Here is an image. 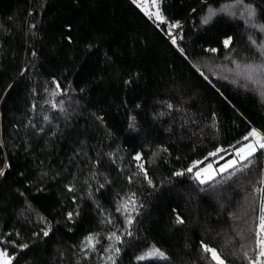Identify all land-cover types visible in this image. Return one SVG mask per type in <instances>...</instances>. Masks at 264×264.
Instances as JSON below:
<instances>
[{"label":"trees","instance_id":"obj_1","mask_svg":"<svg viewBox=\"0 0 264 264\" xmlns=\"http://www.w3.org/2000/svg\"><path fill=\"white\" fill-rule=\"evenodd\" d=\"M231 1L159 0L161 22L138 0H0V246L12 264H215L202 242L249 264L264 152L235 174L195 176L264 131V87L234 63L261 61L264 32L244 10H217ZM243 3L264 24V0Z\"/></svg>","mask_w":264,"mask_h":264},{"label":"snow or ice","instance_id":"obj_2","mask_svg":"<svg viewBox=\"0 0 264 264\" xmlns=\"http://www.w3.org/2000/svg\"><path fill=\"white\" fill-rule=\"evenodd\" d=\"M159 0H152V4L154 6H157V10L154 13H150L151 15H154L155 18L161 22H165V17L162 15V13L159 10L158 7ZM206 3V0H205ZM237 5H243L244 7V13H242V16L246 14V23L250 24L253 27L258 28L261 32H264V24H255V17L256 12L252 5L250 4H244L243 0H236L235 4H225L222 5L221 8L218 10L219 12H230V9L236 7ZM217 14V10L209 8L208 9V15L205 17H202L201 22L203 24H208L211 19ZM233 14L234 13H230ZM180 24L179 22L172 23L170 25V29L172 28H179ZM172 43L176 44L177 40L176 37L173 36ZM253 45L256 44L255 41H252ZM223 44L226 48L231 47V38H227L223 41ZM257 50L261 56V61L259 63H245L240 64L238 62L236 63V70L235 75L237 77H242L244 80L257 83V84H264V43L257 45ZM210 52H217V49L212 48L209 49ZM225 79L227 77H224ZM236 81L233 80V83ZM60 85L56 84V89H59ZM60 93L56 90L52 92V95H59ZM61 104L63 101L60 102ZM57 105L55 103H52V107L55 108ZM169 107H172L171 105H168ZM35 107V105L33 106ZM242 140L246 143L240 144V146L235 148V156L228 161L227 164L223 165L219 171L220 172H226L229 169H233V174H235L236 171H243L244 168L248 167V164L251 163V159L258 153V152H264V131L258 130L257 128L253 127L250 131H248L247 135L242 137ZM2 146V145H0ZM166 151V149H165ZM223 151V149H217L216 152L209 153L210 156H215L218 152ZM136 160H141L140 154H137ZM200 161L193 162L192 166L187 168V172H192L193 168H195L198 164H200ZM239 166V167H238ZM140 168L142 171H144L143 164L140 165ZM215 170L212 169V165L209 164L206 169H201L195 173V176L197 179L200 180V183H205L206 180H211L213 178L212 173ZM206 173V175H205ZM183 173H176V175H182ZM0 175H3V170L0 169ZM145 178H147V172L144 171ZM203 177V178H202ZM148 183L151 184L152 181L149 179ZM261 187L257 188L256 191L261 193L260 201V215L258 217V224L256 225L255 230V256H249L247 252H244V257L248 260L249 264H264V179L261 180ZM71 190V189H69ZM135 194H132L131 197L128 198L127 201H125L121 208H123L125 211L128 210L129 206H132V211H135V204L136 201L134 199ZM118 211L120 209H117ZM69 219L72 217V213H68ZM177 223H183V219L179 216L176 218ZM128 223L131 224L132 220L131 218L128 219ZM45 236L48 235V231H44L43 233ZM128 235H131L129 232ZM115 238L116 240H120V237L117 236L115 233L112 234V236L109 237V239ZM87 244L86 247L91 248L92 250H95V243H98L96 241L94 243L95 237L94 236H87L86 238ZM11 243H15L14 241ZM20 247L27 248L28 245L24 244ZM202 248L205 253L211 254V259L215 261V264H226L225 259L222 257L221 253L217 251L214 247H209L208 244H204L202 242ZM116 253L119 252V249H115ZM147 255H154L159 257H164V253L160 251V249L153 247L150 252ZM14 257L10 256L6 249H0V264H12ZM109 261L112 262V264H115V260L112 256H109L107 258ZM139 260L145 259V256L137 257Z\"/></svg>","mask_w":264,"mask_h":264},{"label":"rangeland","instance_id":"obj_3","mask_svg":"<svg viewBox=\"0 0 264 264\" xmlns=\"http://www.w3.org/2000/svg\"><path fill=\"white\" fill-rule=\"evenodd\" d=\"M139 1V3L140 4H142L143 6H144V8L146 9V11L147 12H149V13H154L156 10H157V6H154L153 4H152V0H138ZM236 3V0H233V1H231V2H229V3H226V4H235ZM244 4H246V3H244ZM222 5H225V4H222ZM222 5H220V7H218L217 8V10H219L220 8H221V6ZM158 7H159V3H158ZM159 10H160V7H159ZM244 10V7H243V5H237L236 7H234V8H232V9H230V12L229 13H234L235 14V12L236 11H238L239 12V14H240V12L241 11H243ZM160 12H161V10H160ZM162 13V12H161ZM163 15V14H162ZM173 23H175V22H173ZM170 25H171V23H170ZM250 25V24H249ZM176 28H172V30H171V35H174L175 34V32H176ZM262 43H264V42H262ZM261 44V43H260ZM259 44V45H260ZM260 61H258L257 63H259ZM243 79V78H242ZM258 86V85H257ZM260 86H263L264 87V84H260ZM262 91H264V89L262 90ZM259 130V129H258ZM199 171V170H198ZM0 249H3L1 246H0Z\"/></svg>","mask_w":264,"mask_h":264},{"label":"crops","instance_id":"obj_4","mask_svg":"<svg viewBox=\"0 0 264 264\" xmlns=\"http://www.w3.org/2000/svg\"><path fill=\"white\" fill-rule=\"evenodd\" d=\"M244 143H246V142H244ZM234 156H235V150H234V154H233V156L229 157V158L226 159L225 161H222V162H220L219 164L211 163V165H212V169L215 170V171L212 173V175L217 174V173L219 172V169H220L223 165L227 164L228 161L231 160ZM208 165H209V164L203 165L199 170H201V169H206ZM205 175H206V173H205ZM202 178H203V177H202Z\"/></svg>","mask_w":264,"mask_h":264}]
</instances>
